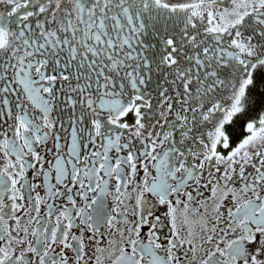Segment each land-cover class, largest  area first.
<instances>
[{
  "label": "snow or ice",
  "instance_id": "snow-or-ice-1",
  "mask_svg": "<svg viewBox=\"0 0 264 264\" xmlns=\"http://www.w3.org/2000/svg\"><path fill=\"white\" fill-rule=\"evenodd\" d=\"M0 264H264V0H0Z\"/></svg>",
  "mask_w": 264,
  "mask_h": 264
}]
</instances>
